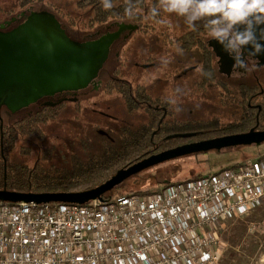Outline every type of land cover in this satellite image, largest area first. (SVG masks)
Here are the masks:
<instances>
[{
  "label": "rangeland",
  "instance_id": "1",
  "mask_svg": "<svg viewBox=\"0 0 264 264\" xmlns=\"http://www.w3.org/2000/svg\"><path fill=\"white\" fill-rule=\"evenodd\" d=\"M152 1L146 0L148 7ZM20 2L21 0H0V24L21 13L26 15L30 11L48 12L60 19L68 37L75 41H82L88 34L103 26L93 25L90 22L91 11L79 9L75 0H41L26 7H21ZM160 14L158 19L146 15L141 25L139 24L142 31L134 33L127 41L118 42L106 65L107 71H115V74L111 73L114 78L130 80L133 85L144 83L153 99L160 95L161 86L165 98L176 87L172 78L181 69L176 68L178 59L175 49L168 47L167 43L178 31L188 28L182 18L163 12ZM103 29L104 27L101 30ZM116 51L118 57L114 56ZM162 58H170L171 62L164 66L161 63ZM135 62L155 63V67L144 70L136 67ZM193 75V86H189L188 91L183 90L179 97V119L189 117L194 122L205 123V130L208 131L205 137L211 138L226 133L245 132L252 127L244 129L236 125L241 121L244 112L238 101L236 86L239 82L254 84L251 78L246 79L235 74L228 79L219 76L218 79L226 85V90H223L214 80L199 87V72L195 71ZM106 77L97 91L89 88L77 102H66L61 107H56L54 119L42 126V139L30 135L16 138L13 149L7 154V161L31 166L40 160L44 165L53 164L70 169L71 162L75 160L85 164L95 161L99 155H104L105 142L110 141L99 131L107 132L117 141L125 133H119V129H123L125 124L135 130L146 123L148 116L143 109L135 108L130 112L117 85L107 81L109 78ZM260 78L264 88V74H260ZM259 101L260 99L252 103ZM36 109V106H30L9 113L4 107H0V117L4 125H10ZM189 110L192 112L189 113ZM105 114L112 115L117 120L113 121ZM229 124L234 127L226 128ZM46 149L51 150V155L49 159L43 160L40 156H43ZM263 156L264 142L259 145H237L191 153L143 170L107 194L115 197L116 194L132 191H156L165 182L187 181ZM219 238L222 250L218 264H264V204L245 216L225 220L223 228L219 230Z\"/></svg>",
  "mask_w": 264,
  "mask_h": 264
},
{
  "label": "built area",
  "instance_id": "2",
  "mask_svg": "<svg viewBox=\"0 0 264 264\" xmlns=\"http://www.w3.org/2000/svg\"><path fill=\"white\" fill-rule=\"evenodd\" d=\"M264 204V156L83 204L0 201V264H218L219 230Z\"/></svg>",
  "mask_w": 264,
  "mask_h": 264
},
{
  "label": "water",
  "instance_id": "3",
  "mask_svg": "<svg viewBox=\"0 0 264 264\" xmlns=\"http://www.w3.org/2000/svg\"><path fill=\"white\" fill-rule=\"evenodd\" d=\"M24 16V13L20 14ZM16 17L0 24V106L15 113L38 100L64 91H79L89 85L103 66L111 44L124 29L96 39L75 41L58 19L48 12L30 11L22 22L5 30ZM264 130L250 129L201 139L165 149L117 170L101 184L73 192H18L0 189V201L26 203L83 204L103 195L139 172L162 162L212 149L237 145H259ZM2 154V150H1ZM4 165L6 160L3 157Z\"/></svg>",
  "mask_w": 264,
  "mask_h": 264
},
{
  "label": "trees",
  "instance_id": "4",
  "mask_svg": "<svg viewBox=\"0 0 264 264\" xmlns=\"http://www.w3.org/2000/svg\"><path fill=\"white\" fill-rule=\"evenodd\" d=\"M34 1L41 0H21L20 5L21 7H26ZM143 1L144 0H132V3L135 5V8H139ZM75 2L79 9H89L91 11L90 22H93V25L98 24L104 27V25L106 26L109 24L107 23L109 21L118 22L126 19L124 14L125 0H113V9L107 11L103 9L101 0H75ZM56 18L61 23L57 16ZM135 18L136 21H138L139 18L137 16H135ZM62 27L64 28L65 26L62 24ZM102 27L88 34L83 40L94 39L97 35V31ZM246 93L247 92L243 90L241 105L243 106L244 112L241 121L236 125L239 127L242 126L244 129L252 126L264 130V97L258 102L261 107L258 111L254 107L248 106L249 100L245 99ZM55 109L56 108L50 107L36 109V111L32 113L25 114L17 122L13 123V125H3L1 142L4 155L1 156L0 154V189L5 187L7 190L11 191L34 193L87 190L101 184L117 170L151 154L167 149V147H165L166 143L175 141L176 139L174 137L176 136V132L162 131L157 134L150 129L153 126L148 125L139 132L130 131L122 133L116 143L105 142L106 147L103 153L104 155L97 156L98 159L85 163L86 165L75 159L74 162H71L72 165L70 169L58 167L53 164L44 165L40 160L35 161L31 166L26 163L8 162L7 154L13 149L16 138L30 135L37 139H42V126L49 120L54 119L56 115ZM229 127L234 126L232 124L226 126V128ZM205 128H207L205 123L199 121L194 122V141L211 138L208 136L205 137V135L208 134ZM228 134L226 133V135ZM186 135V132H184L181 136L185 138ZM156 144H158V146H156ZM50 155L51 150L46 149L43 156H40V158L47 160ZM3 157L6 160L5 165ZM168 184L170 183H162L161 187ZM150 192L153 191H132L129 193ZM107 193L103 195V198H112V196ZM121 195L126 194H116V196Z\"/></svg>",
  "mask_w": 264,
  "mask_h": 264
},
{
  "label": "flooded vegetation",
  "instance_id": "5",
  "mask_svg": "<svg viewBox=\"0 0 264 264\" xmlns=\"http://www.w3.org/2000/svg\"><path fill=\"white\" fill-rule=\"evenodd\" d=\"M157 4H158V0H153L150 3V6L148 7L146 0H144L143 3L140 4L139 8H134V11L136 12V16L139 18L138 21H136V18L129 21L126 17V19L124 20L118 22H111L108 25L104 26L103 30H101L102 29L101 28L99 29V31H97V35L94 39L104 34L118 31L120 25L125 26L123 31L120 33L119 37L111 44L109 48L103 66L98 72L97 77L95 78L96 88H94L92 85H89L87 88L76 92L64 91V92L56 93L53 96L44 97L30 106H36L37 109H41L45 107L59 108L66 102H77L80 96L85 93V90L91 88L92 90L97 91L101 87L105 77L107 76L106 78H109L107 79V81L109 82L111 81L117 85L120 94L124 97L123 100L125 102V105L130 112L134 111L135 108H141L143 109L145 114H147L148 121L143 125H140L138 129H135L137 132L143 130V128H145L148 125L153 126L150 129L152 130V132L157 134L161 133L162 131L176 132V136H174L176 138L175 141L166 143L165 147H167V149L177 147L186 143L194 142V136H193L194 120L192 118L190 119L189 117H187L186 119L178 118L179 111H176V106L166 103L167 97L165 98L163 96L162 86L160 88V95H157L156 99H153L144 83L140 82L139 84L137 83L136 85H133V83L130 80L124 78H116V77L114 78V76H112L111 73L115 74V71L109 72L106 69V65L109 62L110 57L112 56V51L113 48L116 46V44L118 42H122L125 40L127 41L136 32H141L142 31L140 26L141 21H143L146 15L150 16L149 14L150 9ZM160 15L158 17H155V19L160 18ZM24 17L25 15L17 16L14 22L6 26L5 30H9L10 28L16 26L18 23L22 22ZM64 29L67 32L65 27ZM82 41H86V40H82ZM167 44L168 47L175 49V51L177 48L183 50L182 55L177 54V51L175 54L176 58L178 59L177 60L178 67L176 68L181 69L180 72L172 78L173 84L176 87H179L182 90H187V89L189 90V86H193L194 84L193 74L195 73V71H198V69L202 67L203 70L206 73H208V75H202L198 71L199 75H198L197 85L199 87L214 80L218 83V85H220V87L223 90H226L225 83L221 82L218 79V77L223 76L228 79L234 76V72L231 68L233 64V60L227 55V53L222 51L221 46L216 41L208 40L206 31L205 29H203V27L198 26L197 31H191L189 30V28L181 30L180 32L178 31V33L175 34L174 38L170 39ZM114 56L118 57V51H116ZM218 57L221 58L219 62L220 65L219 68L217 67ZM134 65L136 67L139 66L144 70H146L147 68L155 67V63H146V62L143 64H138V62H135ZM260 74H264V55H261L259 57V66L255 70L241 74V76L245 77L246 79L251 78L250 80H252L254 84L248 85L245 84L244 82H239L236 86L239 104H241L242 102L243 90H245L247 92L245 94V99L249 100L248 106L254 107L258 111L261 108L259 103L254 104L252 102L258 101V99L261 100L264 97V88L262 87L263 84L260 80L261 79ZM0 107H4V106H0ZM6 111L8 110L6 109ZM8 112L12 113L10 111ZM191 112L192 111L189 110V113ZM28 113H32V112H28ZM105 116H108L109 118L111 117L110 119H112L113 121L117 120L112 115L105 114ZM17 121L18 120L13 121L11 125H13V123ZM3 125L4 124L0 117V149L1 150H3L2 142H1L3 135L2 134ZM253 128L255 127H251L250 129ZM255 129L260 130L257 128ZM135 130L126 126L125 124L123 129L121 128L119 129V133L120 132L126 133L130 131L135 132ZM99 132L102 135H104L106 139L109 140L110 142L116 143V141L113 138H111L107 132H103V131H99ZM184 132H186L187 134L185 138L184 136H181L184 134ZM156 146H158V144H156ZM2 155L3 154H1V156Z\"/></svg>",
  "mask_w": 264,
  "mask_h": 264
},
{
  "label": "clouds",
  "instance_id": "6",
  "mask_svg": "<svg viewBox=\"0 0 264 264\" xmlns=\"http://www.w3.org/2000/svg\"><path fill=\"white\" fill-rule=\"evenodd\" d=\"M101 4L106 11L114 7L113 0H101ZM134 8L132 0H125L124 14L129 21L136 16ZM161 12L182 18L191 31L203 27L208 40L216 41L233 60L231 68L236 76L259 66V57L264 55V0H158L149 14L155 18ZM176 51L183 54L180 48ZM220 59L217 58L218 68ZM170 62V58L161 61L164 66ZM198 71L208 75L202 67ZM182 92L176 87L166 98V103L176 106V111H180Z\"/></svg>",
  "mask_w": 264,
  "mask_h": 264
}]
</instances>
